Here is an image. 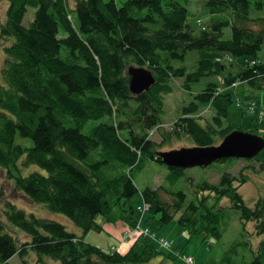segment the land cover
Masks as SVG:
<instances>
[{
	"label": "trees",
	"instance_id": "obj_1",
	"mask_svg": "<svg viewBox=\"0 0 264 264\" xmlns=\"http://www.w3.org/2000/svg\"><path fill=\"white\" fill-rule=\"evenodd\" d=\"M6 1V22L0 23V42L8 43L0 72V168L32 202L68 217L81 236L8 203L7 219L30 241L19 245L0 221V264H11L15 256L21 264H32L28 249L37 255L34 264L150 263L162 254L152 245L142 246L141 252L135 244L127 253H109L85 241L89 232L104 230L99 218H108L115 209L135 214V173L150 162L168 169L170 188L164 189L168 200L160 191L142 192L147 212L158 215L162 225L176 220L191 237L219 241L235 211L244 232L254 222L262 240L257 247L241 241L240 249L233 247L221 264H264V199L255 208L246 204L240 189L247 178L225 172L216 185L188 179L196 186L189 198L185 191L171 189L185 170L164 165L157 153L166 144L151 139L162 125L172 79H185L189 91L190 84L207 82L171 133L162 134L169 142L188 138L194 147H211L235 131L234 125L224 127L234 103L227 90L237 82L264 90V65L249 63L264 46V18L251 15L264 10V0H196L203 3L202 17L208 18L198 35L193 27L198 28V17L190 6L195 0H127L122 6L114 0H84L74 9L68 0ZM29 9L35 13L26 25ZM205 53L245 62L227 74L219 63L202 59ZM190 55L196 57V70L189 73ZM131 65L150 70L156 79L137 96L129 88ZM219 77L222 86L215 80ZM207 107L215 115L211 124H202L198 116ZM260 156L264 150L252 161ZM19 164L43 173L23 176ZM243 238H248L245 233Z\"/></svg>",
	"mask_w": 264,
	"mask_h": 264
},
{
	"label": "rangeland",
	"instance_id": "obj_2",
	"mask_svg": "<svg viewBox=\"0 0 264 264\" xmlns=\"http://www.w3.org/2000/svg\"><path fill=\"white\" fill-rule=\"evenodd\" d=\"M84 0H68L71 9H74L77 4ZM106 2L110 0H105ZM112 1V0H111ZM118 6H122L127 0H114ZM202 5L200 1L191 2V9L197 15L198 18H202L208 23V18L202 17ZM9 4L6 0H0V23L4 24L6 22L7 10ZM35 10L29 9V13L25 19V24L33 20ZM252 17L264 18V10L257 11L253 10L251 13ZM76 19V17H74ZM194 18V17H193ZM194 23V19L191 21ZM194 29H198L193 24ZM229 36V30H226V38ZM8 43L5 41L0 42V72L5 66V52L4 48ZM202 59L212 60L215 63H219L221 66L225 67V72L228 74L230 71L238 70L240 64H243L245 60L243 58L233 60L231 56L220 53H205L201 56ZM259 62L264 64V46L258 54ZM196 57L189 56L186 66L188 67V72L196 70L194 63ZM239 62V63H238ZM254 62V60H251ZM237 63L239 65H237ZM236 66V69H235ZM139 68L135 65L129 66V68ZM128 68V70H129ZM227 69V71H226ZM128 73V71H127ZM212 80V79H211ZM222 86L224 85V80L222 77L215 79ZM207 82L203 80L199 84H190L192 86V91H189L184 87L185 79H172L169 85L172 87V93L164 97V113L162 115V125L155 129L151 134V139L157 144L165 143V146H160L159 150L161 152H170L173 150H180L182 148H193L194 144L190 142L188 138L182 140H172L169 142L167 137L162 136L164 132L171 133L174 124L182 116V111L184 107L189 106V104L194 101L195 94L199 93L202 86ZM229 94L233 97V105L230 108L229 115L225 119L224 127L229 125L235 126V131L249 132L253 135L264 138V117L260 118L258 114H249L245 112V106L242 108L237 106V98L244 101L247 96H253L254 102L257 106H262L264 108V90H254L248 84H240L238 88H229L227 90ZM215 112L212 108H202L199 113V118H202V124H211L212 118ZM256 130V133L253 131ZM222 142V140H221ZM21 174L27 176L34 171H43L37 167H32L31 169L24 168L19 164ZM228 173L234 177L241 178L244 176L247 178V183L240 189V194L244 198L246 204L249 207L255 208L256 202L259 199H264V157H259L257 160H247V159H231L224 163L216 162L209 167H195L185 170V176L179 181V183L173 186L171 189L174 191H185L188 197L191 198L195 194L196 186L194 184L188 183V179H191L195 184L207 182L211 185H216L219 183L224 173ZM168 169L163 165L156 162H150L143 171L135 173V183L139 189V193L131 201L132 207L135 209V214H121L119 209L109 215L108 218H99V223L103 226L104 230L101 232L91 231L85 237V241L91 245L101 247L113 253L120 249L124 244L128 246L123 249L127 251L130 247L136 244V250L141 252L142 246L149 247L154 246L160 250L162 253L158 257L154 258L148 264H187L184 255L195 259L194 264H221V259L230 251L233 247L239 250V243L243 240L251 241L254 247H257L261 242L262 237H258L256 233V224L254 222H249L245 226L240 219V215L234 211V216L231 215V220L227 226V229L223 237L218 241L207 236H190L181 226H179L176 220L169 225H162L159 216H152L149 212H145L142 218V229L150 228L152 233H155L157 238H151L147 236L148 234L139 233L131 234L128 240L119 242L122 240L123 230L134 224V221H138L142 217V213L138 211V207L144 205V200L142 197V192L145 189H152L154 191H160L162 197L166 200L169 199L168 194L164 192V189H169L170 186L167 184ZM12 203L18 209H21L27 213V215L34 214L39 218H46L56 221L64 225L69 232L81 233V230L74 225V223L65 215L54 213L49 211L45 206L36 204L32 202L25 194L20 192L13 180L8 178L7 172L0 168V221L6 225L7 232L12 234L17 240L19 245H24L30 241V238L22 230L14 227L7 216L5 215V210L7 204ZM224 204H230L229 200H224ZM246 234L248 238H243V234ZM28 236V237H27ZM121 237V239H120ZM134 238V239H133ZM167 239L170 247L160 248L159 240ZM132 239V240H131ZM117 242V243H116ZM172 249L171 251H168ZM28 249L27 260L34 264L35 257L37 256L34 252L31 253ZM130 251V250H129ZM180 252V254H178ZM250 260V258L248 259ZM11 264H21V260L18 256H15Z\"/></svg>",
	"mask_w": 264,
	"mask_h": 264
},
{
	"label": "water",
	"instance_id": "obj_3",
	"mask_svg": "<svg viewBox=\"0 0 264 264\" xmlns=\"http://www.w3.org/2000/svg\"><path fill=\"white\" fill-rule=\"evenodd\" d=\"M129 88L133 95H140L156 84L154 74L145 68L131 67ZM264 150V138L243 131H233L218 146L182 148L170 152H158L167 167L183 170L209 167L216 162L229 159L256 158Z\"/></svg>",
	"mask_w": 264,
	"mask_h": 264
},
{
	"label": "built area",
	"instance_id": "obj_4",
	"mask_svg": "<svg viewBox=\"0 0 264 264\" xmlns=\"http://www.w3.org/2000/svg\"><path fill=\"white\" fill-rule=\"evenodd\" d=\"M201 24V22H199ZM234 87L237 86V84L233 85ZM243 105V103H241V101L238 102L237 106L239 108H241ZM247 111L250 113V114H258L260 116V118H263L264 117V110H258V108L255 106L254 103H248L247 104ZM139 211H142V212H145V211H148V205L145 204L143 207H140L139 208ZM138 231H142V233H146L148 234L147 236L151 237V238H155L154 235L151 234L150 230L149 229H142V227L140 226V223L136 224L133 228L127 230L124 234V239L125 240H128L131 236V234L133 233H139ZM156 239V238H155ZM160 242V246L161 247H170L169 243L167 240L165 239H160L159 240ZM185 261L187 264H194V259L193 258H190V257H187L185 258Z\"/></svg>",
	"mask_w": 264,
	"mask_h": 264
},
{
	"label": "crops",
	"instance_id": "obj_5",
	"mask_svg": "<svg viewBox=\"0 0 264 264\" xmlns=\"http://www.w3.org/2000/svg\"><path fill=\"white\" fill-rule=\"evenodd\" d=\"M127 228V227H126ZM126 228L123 230V232L126 230ZM123 232H122V234H123ZM76 233V232H75ZM78 235H80L81 236V233H78ZM120 239H121V237H120ZM119 241V240H118ZM117 243V242H116ZM128 246V244L127 245H123V246H121V249H120V252H122V253H127L132 247H130L127 251H123V249L125 248V247H127Z\"/></svg>",
	"mask_w": 264,
	"mask_h": 264
}]
</instances>
